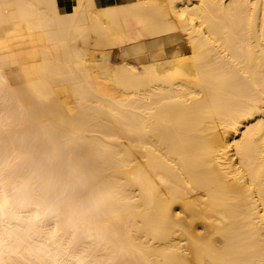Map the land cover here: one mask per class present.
<instances>
[{
	"label": "bare ground",
	"instance_id": "6f19581e",
	"mask_svg": "<svg viewBox=\"0 0 264 264\" xmlns=\"http://www.w3.org/2000/svg\"><path fill=\"white\" fill-rule=\"evenodd\" d=\"M0 52V264H264V0H0Z\"/></svg>",
	"mask_w": 264,
	"mask_h": 264
},
{
	"label": "rangeland",
	"instance_id": "374dc122",
	"mask_svg": "<svg viewBox=\"0 0 264 264\" xmlns=\"http://www.w3.org/2000/svg\"><path fill=\"white\" fill-rule=\"evenodd\" d=\"M0 64L13 79L18 78V76L22 73L21 66L14 62L12 57H10L7 52H0Z\"/></svg>",
	"mask_w": 264,
	"mask_h": 264
},
{
	"label": "crops",
	"instance_id": "0c3cea01",
	"mask_svg": "<svg viewBox=\"0 0 264 264\" xmlns=\"http://www.w3.org/2000/svg\"><path fill=\"white\" fill-rule=\"evenodd\" d=\"M116 0H97L98 4H107V3H112L115 2ZM119 1H124V0H119Z\"/></svg>",
	"mask_w": 264,
	"mask_h": 264
}]
</instances>
